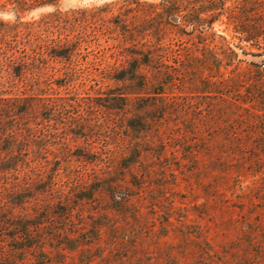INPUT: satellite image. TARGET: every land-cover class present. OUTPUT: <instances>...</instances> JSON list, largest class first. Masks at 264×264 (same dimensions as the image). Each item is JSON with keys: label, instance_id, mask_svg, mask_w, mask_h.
Segmentation results:
<instances>
[{"label": "rangeland", "instance_id": "374dc122", "mask_svg": "<svg viewBox=\"0 0 264 264\" xmlns=\"http://www.w3.org/2000/svg\"><path fill=\"white\" fill-rule=\"evenodd\" d=\"M213 1L0 0V98L42 106L28 155L0 143V222L11 237L28 221L49 258L10 257L7 238L9 264H82L71 239L96 237L97 219L96 264H264V103L251 97L264 41L242 29L243 0ZM79 40L72 58L48 54ZM159 46L189 72L167 95L180 112L166 144L135 81L139 51Z\"/></svg>", "mask_w": 264, "mask_h": 264}, {"label": "trees", "instance_id": "16d2710c", "mask_svg": "<svg viewBox=\"0 0 264 264\" xmlns=\"http://www.w3.org/2000/svg\"><path fill=\"white\" fill-rule=\"evenodd\" d=\"M176 1L177 0H174L173 2L174 6H177ZM213 2H216V0ZM241 3L243 8H241L240 11H244V14L246 13V23L244 22V27H242V29L248 33V38H252L251 36L260 33V36L258 37L263 38L264 41L263 0H243ZM168 9L170 11L168 14L170 24L174 27L180 26L181 18L178 13H175L174 11L171 12V8ZM247 30H250L251 34ZM252 32H254V34H252ZM80 47L81 43L79 40V42H76L73 45L62 47L64 49L61 50L52 47L48 54L52 57L72 58L74 54H76L77 50H80ZM165 51L167 50L161 46H159L157 50H142L138 53L141 57L139 59H135V81H137L142 89L149 90L147 93L148 97L145 100L148 102L147 110L152 112L151 119L149 120L151 123L159 127V130L157 131L158 133H156V138L163 144H166L165 140H168V138L173 136L172 130L169 128L168 121L173 117H177L180 112L178 107L179 98L176 97L168 99L167 95H174L176 91H181L185 87V84H187L186 76L182 71L185 70L186 72L184 71V73H189L185 69V63H182L180 58H176L174 61L175 64H180V66L175 67L167 65L165 60L166 54L168 53ZM37 55H39V53ZM257 64L258 63L256 62L252 63V65ZM148 67L151 71L150 74H148L149 71L147 72L146 69ZM191 74L193 76L191 77L192 79L196 78V75H194L195 73ZM255 75L256 76L253 79H255L256 82L254 81V85H251L253 88L251 97H254V99H257L260 103H264V85L261 83L262 76L259 71H257ZM245 76L246 75H244V77ZM39 102L40 98L37 95L0 98V143L2 145L5 142H10L11 147L9 150L11 153L16 149L24 152L25 155H28L30 153V146L36 144V133L33 132L32 126L38 125L36 120L39 119V109L42 108V106L40 107ZM45 108L48 109L46 106ZM31 118L35 119L33 124L30 120ZM13 156L14 153H12L11 157ZM24 162L28 168L31 167L33 162H35V159L28 160L24 158L23 164ZM137 162L138 161H136V163ZM138 163H141V161ZM16 168H18V165H16L13 169L17 170ZM136 196L142 197V193L135 195V198ZM83 199H85V197H83ZM121 201L122 202L119 203L121 209L133 207L129 195H123ZM69 204L70 202L67 196L63 195V197L58 198L57 206L67 208L64 213V217H71L74 214L73 210L70 209ZM171 213L174 214L175 212L172 211ZM143 214L144 213L141 211V207H138L135 204V219L142 217ZM94 219L95 218H93V220ZM7 224L8 223L0 222V264H9V256L11 257V254L14 252L25 253L26 257H28L29 255L33 256L34 253L37 254V251H40V254L45 255L47 258L48 251L46 250L44 244L45 240L40 241L39 239H36V236H33L34 234H32V231L36 230H32L34 227H31L28 221H25L21 228L14 227L17 234H14L11 237H8L7 234ZM103 226L104 225L102 223L98 222V219L94 220L91 231L98 233L96 237H90L86 236L87 234H83L71 239L72 243L76 245V247L74 246L73 248H76V251L83 256V259H81L82 264H96L97 259H104V254L108 250L105 249L103 243L104 240H102L99 234ZM17 229H19V231ZM7 238H10V242H12L9 256L5 250ZM101 251L103 253L102 255H99V252ZM129 261V263H131L133 260ZM48 264H50V261H48Z\"/></svg>", "mask_w": 264, "mask_h": 264}, {"label": "flooded vegetation", "instance_id": "af4514ba", "mask_svg": "<svg viewBox=\"0 0 264 264\" xmlns=\"http://www.w3.org/2000/svg\"><path fill=\"white\" fill-rule=\"evenodd\" d=\"M260 1H262V0H260ZM263 2H264V0H263Z\"/></svg>", "mask_w": 264, "mask_h": 264}]
</instances>
